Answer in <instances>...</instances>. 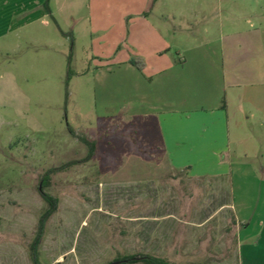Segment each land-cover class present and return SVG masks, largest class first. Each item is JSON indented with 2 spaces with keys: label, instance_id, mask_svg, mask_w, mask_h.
I'll return each instance as SVG.
<instances>
[{
  "label": "rangeland",
  "instance_id": "374dc122",
  "mask_svg": "<svg viewBox=\"0 0 264 264\" xmlns=\"http://www.w3.org/2000/svg\"><path fill=\"white\" fill-rule=\"evenodd\" d=\"M91 1L98 7L75 40L71 35V47L51 26L47 32L36 25L12 46L0 41V264H33L28 248L47 208L38 191L42 178L43 192L57 203L38 264H108L137 254L173 264H264L261 165L242 179L250 187L235 182L227 195L171 170L139 121L155 109L153 77L144 70L152 59L142 55L157 43L129 35L137 27L124 6L134 0H85V8ZM161 2L175 14L160 28L176 60L188 35H205L201 17L186 23L205 0ZM79 137L92 144L91 155ZM221 201L233 215L219 208Z\"/></svg>",
  "mask_w": 264,
  "mask_h": 264
},
{
  "label": "crops",
  "instance_id": "0c3cea01",
  "mask_svg": "<svg viewBox=\"0 0 264 264\" xmlns=\"http://www.w3.org/2000/svg\"><path fill=\"white\" fill-rule=\"evenodd\" d=\"M84 1L48 0L47 12L45 0H0V41L12 46L21 33L31 36L36 25L47 32L57 26L75 40L77 27L98 7L91 1L85 8ZM208 2L186 19L192 25L201 17L205 35L201 40L188 35L187 47L176 60L170 58L160 28L175 18L170 5L134 0L125 4L124 12L134 17L137 27L129 32L131 37L137 33L145 43H157L142 55L152 59L144 70L153 77L155 94V109L139 118L147 144L162 152L171 170L212 182L227 195L235 182L250 187L241 181L254 176L257 165L264 170V0H218L217 7ZM106 8L113 10L112 5ZM214 42L217 50H208ZM221 202L219 208L229 207L233 215L230 203Z\"/></svg>",
  "mask_w": 264,
  "mask_h": 264
},
{
  "label": "trees",
  "instance_id": "16d2710c",
  "mask_svg": "<svg viewBox=\"0 0 264 264\" xmlns=\"http://www.w3.org/2000/svg\"><path fill=\"white\" fill-rule=\"evenodd\" d=\"M47 3H48V0H45L43 7L48 12ZM55 27L61 36L69 38L70 47H71V45H72L71 35L69 33H63L59 30V28L57 26H55ZM69 79H70V70H69V68H67L66 84L68 83ZM69 132L71 134H73L71 130H69ZM79 140L81 143H83L84 145H86L89 148V150H90L89 155H91L92 144H90L83 137H79ZM43 180H44V178H42V182L38 188V191H39V196L44 201V203L47 205V208L38 218L35 236H34L32 243L30 244V246L28 248L29 258L33 264H38L37 247H38V244H39V242L43 236V233H44L45 222L55 212L56 203H57L54 198L48 196L47 194H45L43 192V190L41 188V187H43L42 186ZM115 261H121L120 264H138V263H140V264H173L164 258L157 257L154 255H150V254L126 255L124 257L116 258L112 262H115ZM110 263H108V264H110Z\"/></svg>",
  "mask_w": 264,
  "mask_h": 264
},
{
  "label": "water",
  "instance_id": "95a60500",
  "mask_svg": "<svg viewBox=\"0 0 264 264\" xmlns=\"http://www.w3.org/2000/svg\"><path fill=\"white\" fill-rule=\"evenodd\" d=\"M121 261H115V262H111L110 264H120Z\"/></svg>",
  "mask_w": 264,
  "mask_h": 264
}]
</instances>
